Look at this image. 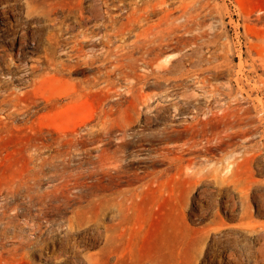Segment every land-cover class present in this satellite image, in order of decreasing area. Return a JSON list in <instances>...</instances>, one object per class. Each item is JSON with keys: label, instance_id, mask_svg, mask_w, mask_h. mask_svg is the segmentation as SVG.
I'll return each instance as SVG.
<instances>
[{"label": "rangeland", "instance_id": "rangeland-1", "mask_svg": "<svg viewBox=\"0 0 264 264\" xmlns=\"http://www.w3.org/2000/svg\"><path fill=\"white\" fill-rule=\"evenodd\" d=\"M128 2L0 0V264H264V0H168L118 35ZM148 24L173 36L157 75L117 65ZM214 100L242 108L188 127ZM193 144L191 179L168 158Z\"/></svg>", "mask_w": 264, "mask_h": 264}, {"label": "bare ground", "instance_id": "bare-ground-1", "mask_svg": "<svg viewBox=\"0 0 264 264\" xmlns=\"http://www.w3.org/2000/svg\"><path fill=\"white\" fill-rule=\"evenodd\" d=\"M167 2H168V0H129V2H128L129 8L128 9L126 8V12H127L126 13V22L120 24V27L117 29V32L116 33L118 35H120L121 32L123 33V30H132L133 27H136V26L138 27L139 25H142V24L148 22L152 18V16L156 14V12L158 11V9H160L162 7H166ZM167 13L165 12L164 15H163V17H165L167 15ZM114 22L116 23L118 21L112 19L111 23L114 24ZM154 26H155V24H151V25L148 26L149 27L148 29L145 28V29L139 31L138 33H136V40L133 41L131 44L118 45L116 47V49L121 52L120 53L121 58L117 62V65L118 66H125L127 64H131L133 62L140 61L146 68L150 69V72L153 73L154 75H157V74H159L161 72H164L165 70L169 69V67L171 66V61H170L171 60V57L167 53H168L169 50L172 49L171 48L172 47L171 44H172V41H173V36L171 35V31H170V28L169 27H166V28L162 29L161 31H154V32L151 31V32H148V30H151V28L153 29ZM178 27H179V25H178ZM117 34L109 33L108 36H107V40L105 42L106 43H110L111 37H113V35L114 36H117ZM186 43H193V39L187 40V42L183 43V45H186ZM103 47H105V46H103ZM197 48H196V50H197ZM192 51H194V50H192ZM51 52L53 53L52 50H51ZM106 52L109 54L110 53V48L109 49L106 48ZM193 53H192V56H193ZM49 54H51V53H49ZM194 56L196 57V55H194ZM196 59H198V58H196ZM160 61H162V63H160ZM198 62H199V60H198ZM176 64L178 65L179 63L177 62ZM180 67H181V65H180ZM174 69L176 70L175 66H174ZM123 77H124V75H123ZM174 88H175V86H174ZM237 89H239V88H237ZM214 92H215V89H212L211 90V95H213ZM188 93H191V92H188ZM192 93H193V91H192ZM235 93H236V91H235ZM191 94H190V96H191ZM186 95H187V93H186ZM186 95H184V96H186ZM188 96H186V97H188ZM190 96L188 97V99L192 97V96L191 97ZM194 96H196V93H195ZM194 96H193V98H195ZM181 97H182V95H181ZM151 100H152L151 97H145V100H144L143 105L146 106V107H148V108H153V109L160 108V107H167V106H171V107L173 106L176 109H180L183 106L182 102L176 101V100H174V102H167V100H165V101L163 100V102H161V101L159 102L158 101L156 103H151ZM140 103H142V102H140ZM139 105H141V104H139ZM210 105H214L213 108ZM210 105L209 104H206V105L202 106L199 103H195L194 104V109H193L194 110V115H193V119L194 120H193V122H190V123L187 124L188 127L192 128V129H195L196 131L199 130V133H200V131L201 132H204V130L207 129V125L209 124V121L211 120V117L218 116L217 113H214L213 112V109L214 110L216 109L219 112H221V115L223 117H228L229 115L235 116L236 115L235 114L236 111L238 109H241L242 108V106L239 105V104H234V103H230V102H218L217 100H214L213 103L210 104ZM230 111H234L235 113H232L231 114ZM146 116H148V115H146ZM146 118H148V117H146ZM161 133H163V132H161ZM158 140H159V138H158ZM194 145L195 144L189 145L187 148H182L181 151H180V153L178 155H176L173 158H170V157L168 158V160H171V163H175L176 164V169L177 170H179L180 172H184L185 171L186 174L188 175V177L191 178V179L200 176V174L204 170V168L198 167L196 164H194L193 159H191V158L190 159L184 158L185 151H189L192 147H194ZM236 162H237V153L234 150L228 156V162H227V166L225 167V170L226 171H230L233 168V166L235 165ZM199 180H201V179H199ZM133 197H135V195H133ZM233 202L235 203L234 200H233ZM234 205H232V206H234ZM256 249L257 250L259 249V252H260L259 254L261 255L260 256V259L262 261V258L264 259V237L262 239V243L260 244V247L259 248L256 247ZM225 256H227V255H225ZM229 257H231V255ZM234 258H236V257H234ZM255 264H257V263H255Z\"/></svg>", "mask_w": 264, "mask_h": 264}]
</instances>
